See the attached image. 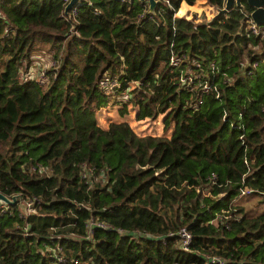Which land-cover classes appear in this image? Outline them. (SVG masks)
<instances>
[{"label": "trees", "instance_id": "trees-1", "mask_svg": "<svg viewBox=\"0 0 264 264\" xmlns=\"http://www.w3.org/2000/svg\"><path fill=\"white\" fill-rule=\"evenodd\" d=\"M181 1L0 0V192L27 206L0 205V264H264V39L245 0L201 19ZM129 102L171 132L99 124Z\"/></svg>", "mask_w": 264, "mask_h": 264}, {"label": "rangeland", "instance_id": "rangeland-1", "mask_svg": "<svg viewBox=\"0 0 264 264\" xmlns=\"http://www.w3.org/2000/svg\"><path fill=\"white\" fill-rule=\"evenodd\" d=\"M198 1V0H196ZM203 1L202 3H199V5L202 6V13L200 15H197V19L201 18H208L210 17L214 12V7L207 2V0H200ZM198 4V3H197ZM196 4V6H197ZM191 9V8H190ZM182 11V12H181ZM178 9V12L180 13H186L187 10ZM176 11L175 14L179 15ZM192 11L186 15L187 17H190L192 15ZM43 55L44 60L42 61V64H49L52 63L51 57L52 54L50 52H45L44 49ZM47 64V65H48ZM42 75V74H41ZM40 74L37 75L36 79L39 80ZM105 77V76H103ZM121 106V103L117 104H109L105 107H102L98 113H97V120L100 125L103 127H106L110 121H120V120H126L129 122V124L132 126V128L139 134H169L171 132V126L165 127L163 122V115H158L155 119L154 118H138L136 115V106L132 105L130 102L127 106V110L124 114H120L118 108ZM257 198H252L247 204H251L250 206L254 205L256 203ZM24 205L25 203L22 202ZM261 206V205H260ZM27 206L25 205V209ZM50 249V248H49ZM53 250V247L51 248Z\"/></svg>", "mask_w": 264, "mask_h": 264}, {"label": "built area", "instance_id": "built-area-1", "mask_svg": "<svg viewBox=\"0 0 264 264\" xmlns=\"http://www.w3.org/2000/svg\"><path fill=\"white\" fill-rule=\"evenodd\" d=\"M68 1L69 0H64V2H68ZM123 1H129V0H123ZM71 13L74 14L75 10L73 9ZM142 13L143 12H140L139 15H141ZM249 27H250L252 34L259 35V36H261L262 39H264V23L263 24H257L249 16ZM171 62L176 63L174 56L171 57ZM35 63H39V62L35 61ZM52 63H54V60H52ZM52 63H50V64H52ZM253 65H257V63L254 62ZM211 66H212V68L215 67L214 65H211ZM40 67H42V66L32 67L30 70H28V72L23 73V76L36 79L37 75L40 74L39 80H37V79L36 80L39 83L44 82L45 70H44V67L43 68H40ZM104 76L105 77L102 78V82H103V84H106L107 83V76L106 75H104ZM204 77H206V78L203 79L199 73L194 72V71L189 70V69H188V72L183 71L179 75V79L182 82H186L187 84H191V83L196 81L197 85L201 86L202 90L217 91L218 87L215 84L211 83L212 77L210 75H206ZM123 92H125V91H123ZM83 168L86 169L85 166H83ZM86 175H87L86 173L85 174L83 173V176H86ZM251 191H252L251 188H242L239 194H247ZM94 224L97 226H101L105 229H114V227L111 225H108V224L103 223L101 221H93V220L89 223V227H91ZM169 234L170 235H172V234L178 235L180 238L181 247L184 250L189 249V245H190L191 239H192V234L187 227L181 226L180 228H178V230L176 232H170ZM205 257H206L205 263L206 262L223 263V261H224V259L222 257H220L219 255H215V254H205Z\"/></svg>", "mask_w": 264, "mask_h": 264}, {"label": "water", "instance_id": "water-1", "mask_svg": "<svg viewBox=\"0 0 264 264\" xmlns=\"http://www.w3.org/2000/svg\"><path fill=\"white\" fill-rule=\"evenodd\" d=\"M78 0H69L64 7V12L68 13V10L77 2ZM142 2L148 3V10L153 12L156 6V3L160 0H140ZM248 4L253 6V9L250 12V17L257 24L264 23V0H245ZM242 0H224L223 6L217 8V13H223L228 9L232 8L234 5L240 6ZM16 200H22L19 194H14L11 197L0 192V205L13 204ZM20 205L25 208V205L20 202Z\"/></svg>", "mask_w": 264, "mask_h": 264}, {"label": "crops", "instance_id": "crops-1", "mask_svg": "<svg viewBox=\"0 0 264 264\" xmlns=\"http://www.w3.org/2000/svg\"><path fill=\"white\" fill-rule=\"evenodd\" d=\"M203 1H200V0H198V1H196V2H194L193 4H188L187 2H185V1H181V3H180V6H179V8L178 9H182V10H187V12L186 13H179L178 12V9H177V12H178V14L179 15H184V16H186L188 13H189V11L191 12L192 11V13H197V15H200V13H202V6L201 5H199V3H202ZM198 3V4H197ZM196 4H197V6H196ZM191 8V9H190ZM214 10L217 12V9L216 8H214ZM215 13H213L211 16H213ZM187 17V16H186Z\"/></svg>", "mask_w": 264, "mask_h": 264}]
</instances>
